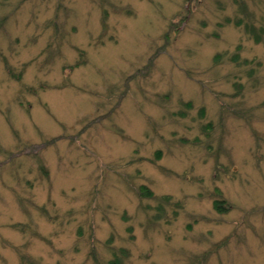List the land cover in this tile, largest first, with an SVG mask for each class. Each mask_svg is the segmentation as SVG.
<instances>
[{"label":"rangeland","instance_id":"374dc122","mask_svg":"<svg viewBox=\"0 0 264 264\" xmlns=\"http://www.w3.org/2000/svg\"><path fill=\"white\" fill-rule=\"evenodd\" d=\"M117 257L264 264V0H0V264Z\"/></svg>","mask_w":264,"mask_h":264},{"label":"trees","instance_id":"16d2710c","mask_svg":"<svg viewBox=\"0 0 264 264\" xmlns=\"http://www.w3.org/2000/svg\"><path fill=\"white\" fill-rule=\"evenodd\" d=\"M238 56H239V54H237V55H235L234 56V58H233V60L234 61H237L238 60ZM142 191H144V194H149L150 195V191H149V189H147V188H144V187H142ZM224 201H221V202H216V206L217 207H219V208H221L223 205H221V203H223ZM124 253H125V251H124ZM122 259L120 258V257H117V258H115V259H113V260H111V262H110V264H122Z\"/></svg>","mask_w":264,"mask_h":264}]
</instances>
